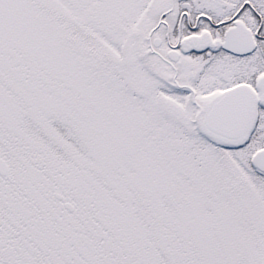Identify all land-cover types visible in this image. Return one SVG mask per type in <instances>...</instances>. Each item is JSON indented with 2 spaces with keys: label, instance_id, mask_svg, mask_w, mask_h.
I'll return each instance as SVG.
<instances>
[{
  "label": "snow or ice",
  "instance_id": "snow-or-ice-1",
  "mask_svg": "<svg viewBox=\"0 0 264 264\" xmlns=\"http://www.w3.org/2000/svg\"><path fill=\"white\" fill-rule=\"evenodd\" d=\"M0 264H264V0H0Z\"/></svg>",
  "mask_w": 264,
  "mask_h": 264
}]
</instances>
